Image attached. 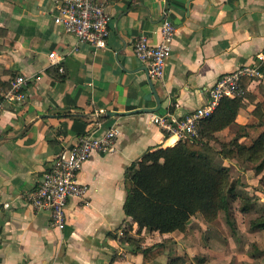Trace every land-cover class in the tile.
I'll return each mask as SVG.
<instances>
[{
  "label": "crops",
  "instance_id": "0c3cea01",
  "mask_svg": "<svg viewBox=\"0 0 264 264\" xmlns=\"http://www.w3.org/2000/svg\"><path fill=\"white\" fill-rule=\"evenodd\" d=\"M55 1L0 0V100L13 78H29L24 104L5 105L0 115V264H170L177 259L196 264L195 248L181 243L190 226L185 233L160 234L139 231L125 217V173L146 153L178 143L150 122L152 114L174 119L189 115L206 103L215 81L236 68L259 66L262 77L246 78L245 87L242 82L237 119L216 137L224 142L229 132L259 123L264 116V60L257 56H264V0H101L110 33L107 47L100 50L77 44L54 24ZM164 20L176 33L164 84L152 82L160 108L139 113L157 104L147 67L133 55V44L145 35L157 46ZM52 52L62 59L59 63L49 61ZM110 129L118 132L115 151L92 154L78 174L88 187L86 204L69 199L64 229L51 227L49 214L35 212L27 194L55 166L63 149L85 134L99 136ZM210 146L219 150L216 143ZM215 162L229 173L234 170L238 189L247 197L255 195L257 201L251 203L263 211L262 175L255 176L237 159L217 157ZM238 212L253 220L257 205L249 213ZM247 231L250 243L264 251V239L253 240L264 230ZM157 245H163V253L145 263L140 251ZM216 246L220 264L256 261L255 255L228 259L223 245ZM205 249L197 264H210L217 253L210 246Z\"/></svg>",
  "mask_w": 264,
  "mask_h": 264
},
{
  "label": "trees",
  "instance_id": "16d2710c",
  "mask_svg": "<svg viewBox=\"0 0 264 264\" xmlns=\"http://www.w3.org/2000/svg\"><path fill=\"white\" fill-rule=\"evenodd\" d=\"M242 82L245 87L248 80ZM260 101L264 112V97H260ZM242 106L243 98H223L213 114L200 123L197 141L178 142L173 147L148 152L127 170L123 212L139 231L185 233L195 216L210 224L220 214L235 231L234 203H240L242 213H249L256 204L237 190L229 169L215 159H237L248 164L254 175H262L264 180V116L258 124L241 126L236 133L229 132L224 142L216 137L235 123ZM210 143H216L219 150L215 152ZM248 228L252 232L264 230V214L250 220ZM163 249V245H157L140 253L148 263L161 255ZM183 263L182 259H177L170 264Z\"/></svg>",
  "mask_w": 264,
  "mask_h": 264
},
{
  "label": "built area",
  "instance_id": "2783aa9c",
  "mask_svg": "<svg viewBox=\"0 0 264 264\" xmlns=\"http://www.w3.org/2000/svg\"><path fill=\"white\" fill-rule=\"evenodd\" d=\"M53 22L72 35L77 44H89L94 50L105 49L109 37V18L101 0H56ZM176 33L175 26L168 20L161 25V40L157 46L150 43L145 35L139 36L133 44V55L147 67L152 82L163 86L164 67L171 54V45ZM52 64L62 59L55 52L48 55ZM258 61L264 56L258 55ZM262 77L259 66H242L220 76L208 91L205 104L189 115L174 119L169 115L152 114L150 122L164 134L176 138L177 142H195L199 139L200 123L209 118L223 98H241L242 81L246 78ZM29 78L17 76L10 82L0 100V115L5 105H19L25 102L24 90ZM118 132L110 129L96 136L95 132L81 136L59 154L55 166L43 174L37 188L26 196L27 204L35 211L49 214L50 225L63 230L66 220V204L69 199L79 198L86 204L88 187L78 181L83 165L94 153L108 154L115 151ZM8 207V205H5Z\"/></svg>",
  "mask_w": 264,
  "mask_h": 264
},
{
  "label": "rangeland",
  "instance_id": "374dc122",
  "mask_svg": "<svg viewBox=\"0 0 264 264\" xmlns=\"http://www.w3.org/2000/svg\"><path fill=\"white\" fill-rule=\"evenodd\" d=\"M230 177L231 182L238 189L239 185L236 181L238 176L235 175L234 170H231ZM238 191L242 193V191H240L239 189ZM250 193L252 194V192ZM249 198L250 200L256 199L257 201L255 195H253L252 198ZM235 205H237L235 207L236 209L234 208L235 231L230 229V227L226 224L225 218L222 214H220V216H218V218L210 224L204 223L201 220L200 216H195V218L191 220V224H189V231L186 236L181 239V243L182 245H187L190 248H195V252L196 254H198V256L193 259V262L197 264V259H200L203 254L206 253V251L208 252V250L205 249L206 246H210V248H214L212 252H217L216 255L214 254V257H212V261L210 262V264H220V262H218V258H221V252L217 251L216 244H221L225 248L222 253H224L226 258L228 259L235 257V254L244 258L243 260L248 259L250 255H255L256 261L254 264L264 263V251H259L257 247H255L256 243H250L249 237L251 236V234L248 233L247 229H249L248 227L251 219L249 216L240 214L238 212L239 204L235 203L234 206ZM256 205L258 210L256 212L257 216L263 214L264 210L262 211L258 203H256ZM257 234L259 235L256 236L253 240L259 242V240H261L262 238L264 239V231L262 233L260 231ZM261 245L264 246L263 241L261 242ZM258 246H260V244H258Z\"/></svg>",
  "mask_w": 264,
  "mask_h": 264
},
{
  "label": "water",
  "instance_id": "95a60500",
  "mask_svg": "<svg viewBox=\"0 0 264 264\" xmlns=\"http://www.w3.org/2000/svg\"><path fill=\"white\" fill-rule=\"evenodd\" d=\"M148 83H149L150 88H151V90H152V92H153V94H154V98H155V101H156L157 106H156V108H154V109H148V110H146V109H145V110H137L136 112L152 114V113L157 112V111L159 110V108H160V100H159V98H158V96H157V94H156V92H155V88H154V86H153L152 81H151L150 78H148ZM117 115H119V114H117V113H108V114H107V116H109V117H115V116H117Z\"/></svg>",
  "mask_w": 264,
  "mask_h": 264
}]
</instances>
